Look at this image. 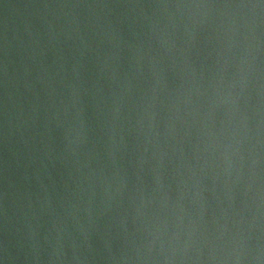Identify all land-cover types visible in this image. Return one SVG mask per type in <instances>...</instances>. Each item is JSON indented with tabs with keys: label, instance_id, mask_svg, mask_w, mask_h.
Instances as JSON below:
<instances>
[{
	"label": "water",
	"instance_id": "1",
	"mask_svg": "<svg viewBox=\"0 0 264 264\" xmlns=\"http://www.w3.org/2000/svg\"><path fill=\"white\" fill-rule=\"evenodd\" d=\"M0 264H264V0H0Z\"/></svg>",
	"mask_w": 264,
	"mask_h": 264
}]
</instances>
